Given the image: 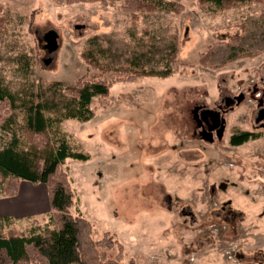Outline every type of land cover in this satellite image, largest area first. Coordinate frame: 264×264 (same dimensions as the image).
Instances as JSON below:
<instances>
[{"label": "rangeland", "instance_id": "374dc122", "mask_svg": "<svg viewBox=\"0 0 264 264\" xmlns=\"http://www.w3.org/2000/svg\"><path fill=\"white\" fill-rule=\"evenodd\" d=\"M146 1L153 11L133 12L125 0H0L8 17L0 80L22 99L41 92L61 105L64 87L80 79L170 67L166 78L113 83L106 97L92 100L91 120L61 124L74 149L89 155L66 166L92 238L114 234L123 246L120 264H264V128L255 127L256 140L228 143L234 128L254 127L247 103L229 112L217 142L194 138L192 122L195 105L213 106L228 90L236 93L235 84L264 77V4L219 10L199 0ZM173 2L181 9H171ZM49 31L57 34L50 53ZM88 52L110 71L87 64ZM193 139L198 149L188 153ZM177 140L189 143L180 148ZM157 149H166L158 158L168 171L160 176L148 165ZM48 213L43 184L23 181L19 196L0 198V216L18 230L45 225Z\"/></svg>", "mask_w": 264, "mask_h": 264}, {"label": "trees", "instance_id": "16d2710c", "mask_svg": "<svg viewBox=\"0 0 264 264\" xmlns=\"http://www.w3.org/2000/svg\"><path fill=\"white\" fill-rule=\"evenodd\" d=\"M252 1L264 4V0H199L200 3H211L219 10ZM153 6L146 0H125V8L133 12L153 11ZM170 6L175 11L181 9L174 2ZM7 19L0 5V33H5ZM176 53L173 44L171 62H176ZM83 58L93 68L110 71L89 52L84 53ZM115 71V76H119L110 80L80 79L64 87L69 96L61 105L49 101L41 92L22 99L0 80V198L16 196L20 183L25 181L43 184L49 204L47 223L35 224L25 230L12 227L10 216H0V264H120L122 244L114 234L107 232L101 239L94 240L93 225L77 206L66 162L68 159L87 161L89 155L74 149L61 124L66 120H91L94 115L92 100L106 97L115 82L141 77L166 78L172 70L170 67L163 70L141 68L123 74L121 71L125 69ZM260 137L259 132L239 131L233 133L229 143L238 146ZM113 248L117 249L115 254L111 253Z\"/></svg>", "mask_w": 264, "mask_h": 264}, {"label": "flooded vegetation", "instance_id": "af4514ba", "mask_svg": "<svg viewBox=\"0 0 264 264\" xmlns=\"http://www.w3.org/2000/svg\"><path fill=\"white\" fill-rule=\"evenodd\" d=\"M257 80L251 82L235 84L236 93H232L228 90L227 93H223L221 100L213 106H207L206 104L195 105V109L192 112V122L194 124L193 134L194 138L197 136L199 139H206L209 143L217 142L221 140L225 135L227 126V116L231 110L239 105H249V111L252 110V129H233L230 132V137L235 132L249 131L258 132L259 129L264 128V77H256ZM248 81V80H247ZM261 115V116H260ZM260 118L259 121L257 119ZM259 128L258 130L256 128ZM192 134V135H193ZM196 138V139H198ZM230 144V143H229ZM242 145V144H241ZM225 210V208H224ZM223 210V211H224Z\"/></svg>", "mask_w": 264, "mask_h": 264}, {"label": "crops", "instance_id": "0c3cea01", "mask_svg": "<svg viewBox=\"0 0 264 264\" xmlns=\"http://www.w3.org/2000/svg\"><path fill=\"white\" fill-rule=\"evenodd\" d=\"M186 130H187V127H186ZM191 133V132H190ZM171 134H173L172 132H171ZM177 134H179V135H182V132L180 131L179 132V130L177 131ZM229 136H230V133H229V135H228V138H229ZM192 142H193V148L192 147H190V149H185V151H187L188 153H190L191 151H192V149L193 150H195V151H197V143L199 142H196V139H193V140H191ZM190 141V142H191ZM251 141V140H250ZM168 142V141H167ZM170 142V141H169ZM176 142H178L177 143V146L178 145H180V148L182 147V145L183 144H185V143H189L188 141H186V140H177ZM161 144H163L162 145V147L164 148V147H166L165 145L167 144L166 143V141L165 140H161ZM174 148V147H173ZM167 149V148H166ZM165 149V150H166ZM165 150H163V149H157V150H155L156 152L155 153H153V160L154 161H151V163L150 164H148V165H150V166H152V168L154 169V171H155V173L157 172L158 173V175L159 174H162L163 175V173H165V171H168V169L167 168H165V166H163V165H159V158H158V155L159 154H163L164 152H165ZM199 151V150H198ZM196 153L197 152H195V156H193V157H187V159H185V161L187 162L186 164H192V162L193 161H196V159H195V157L197 156L196 155ZM180 154H181V151H180ZM179 154V158H183L182 157V155H180ZM171 155V154H170ZM172 156V155H171ZM174 156V155H173ZM189 156H191V155H189ZM186 156H184V158H185ZM70 159H68L67 161H69ZM182 160V159H181ZM90 161V160H89ZM79 162H82V161H79ZM83 162H88V161H83ZM157 163V164H156ZM163 166V167H162ZM180 170V169H179ZM70 172V171H69ZM160 176V175H159ZM165 176V175H164ZM173 177H175V176H173ZM181 177V176H180ZM158 179H159V177H157ZM157 178H155L156 180H157V186H158V189L160 188V191H164V192H162L163 194L162 195H170L171 194V192H167V190L165 189V185L164 184H160V182H158V179ZM190 179H192V178H190ZM192 183V182H191ZM180 188H182V184H180ZM19 193H20V188H19V192H18V194H17V196H19ZM35 209H37V207L35 206ZM234 210V209H233ZM232 210V211H233ZM236 211V210H235ZM243 211V210H242ZM193 243H194V241H193Z\"/></svg>", "mask_w": 264, "mask_h": 264}, {"label": "water", "instance_id": "95a60500", "mask_svg": "<svg viewBox=\"0 0 264 264\" xmlns=\"http://www.w3.org/2000/svg\"><path fill=\"white\" fill-rule=\"evenodd\" d=\"M57 34L54 31H49L44 35V41L46 44L44 45V48L50 53L54 51L57 48V42H56ZM261 116V115H260ZM261 117L257 119V121L260 120Z\"/></svg>", "mask_w": 264, "mask_h": 264}]
</instances>
